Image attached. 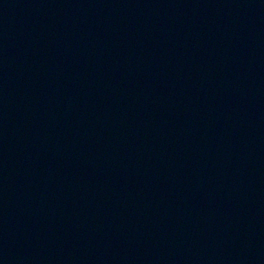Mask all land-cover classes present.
<instances>
[{
    "label": "water",
    "instance_id": "obj_1",
    "mask_svg": "<svg viewBox=\"0 0 264 264\" xmlns=\"http://www.w3.org/2000/svg\"><path fill=\"white\" fill-rule=\"evenodd\" d=\"M0 264H264V0H0Z\"/></svg>",
    "mask_w": 264,
    "mask_h": 264
}]
</instances>
